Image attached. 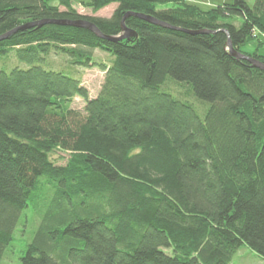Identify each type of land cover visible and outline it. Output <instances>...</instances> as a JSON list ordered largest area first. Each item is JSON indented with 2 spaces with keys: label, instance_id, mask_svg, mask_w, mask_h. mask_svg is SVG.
I'll use <instances>...</instances> for the list:
<instances>
[{
  "label": "trees",
  "instance_id": "obj_1",
  "mask_svg": "<svg viewBox=\"0 0 264 264\" xmlns=\"http://www.w3.org/2000/svg\"><path fill=\"white\" fill-rule=\"evenodd\" d=\"M71 2L0 0V35L86 20L117 37L126 13L168 27L128 16L135 35L124 40L46 24L0 41L1 54L29 65L0 70V261L29 206L39 223L20 264H229L243 245L264 259V72L232 57L224 33L264 63V0L80 3L93 14L116 4L108 18ZM95 49L112 59L97 62ZM51 55L72 73L104 72L98 95L50 69Z\"/></svg>",
  "mask_w": 264,
  "mask_h": 264
},
{
  "label": "rangeland",
  "instance_id": "obj_2",
  "mask_svg": "<svg viewBox=\"0 0 264 264\" xmlns=\"http://www.w3.org/2000/svg\"><path fill=\"white\" fill-rule=\"evenodd\" d=\"M88 0H72L71 4L74 9L79 14L85 15V16H96V17H104L108 18L111 16L113 10L115 9L116 4H111L102 10L98 11L97 13H92L91 10L83 8L81 6V2H86ZM190 3L192 0H185ZM197 5H199L202 9H209L212 7H215L217 5L221 4H231L233 0H198ZM248 4H252L253 0H247ZM50 3L53 5L57 4V0H50ZM176 6L174 3H168L164 5L157 6L158 9H166ZM63 10V8H60ZM256 44L254 42L248 43L244 45L241 48V51L243 53L251 54L255 51ZM93 56L97 62H103L106 61V58L109 57L112 59V56L104 51H100L98 49L93 50ZM258 54L264 56V46L258 49ZM107 56V57H106ZM64 58L59 55H51L48 57V63L50 64V68L54 71L61 72L67 76H70L74 79H77L80 81L81 85L84 86L89 93L90 98H94L98 95L100 87L103 83L104 79V72L99 70L97 67H78L74 69V72H70L71 67L66 66L67 64L63 63ZM19 67L26 69L29 67L28 64L19 62L13 57L12 52H9L7 54H1L0 53V70H10L11 68ZM56 67V68H54ZM167 82V81H166ZM165 82V83H166ZM175 84H180L176 81H171ZM167 82L166 84H168ZM182 85V84H180ZM170 89L167 90L164 86H162V89L165 91H169V93L181 100L186 101V99H183L182 97H179L177 94L181 93L184 94L187 92L184 88L172 85V83L169 85ZM188 103H190L194 109L197 111L199 115L202 114L203 111H200L198 108H201V106L198 104V100L194 97L192 99L191 96H187ZM196 100V101H195ZM200 103V102H199ZM198 107H197V106ZM204 107H207L208 104H204ZM84 107V103L79 98H74L71 102V108L73 109H79L82 110ZM65 155L63 153H58L54 157L57 159L58 164H63L65 161L61 160L60 157H64ZM39 223V217L35 215L32 208L29 206L26 208L22 214V219L16 226L14 233H13V241L8 246V248L5 250L3 257L1 258L0 264H20V257L25 249V246L30 243L32 240L34 231L36 230ZM229 264H264V259L258 256L253 250H251L247 245L241 246V248L236 252V254L233 256L231 262Z\"/></svg>",
  "mask_w": 264,
  "mask_h": 264
},
{
  "label": "water",
  "instance_id": "obj_3",
  "mask_svg": "<svg viewBox=\"0 0 264 264\" xmlns=\"http://www.w3.org/2000/svg\"><path fill=\"white\" fill-rule=\"evenodd\" d=\"M128 16H135V17H137L143 21H146L150 24H154L157 26L168 27L166 24H163V23L157 21L156 19H154L151 16H146V15H142V14L126 13L123 16V19L121 21L122 34L117 36V37H113V36L103 35L93 23L86 21V20H77V21L41 20V21H36V22L24 24L22 26H19V27L13 29V30H10L9 32H6V33L0 35V41L9 38L12 34L16 33L17 31L25 30V29H29V28H33V27H41V26L46 25V24H54V25H58V26H69V27L86 29V30L92 32L93 34H95L96 36H98L99 38H102V39L108 40V41L124 40V39H128V38L135 35L134 31L128 29L124 24V20ZM224 33L227 36V48H228L229 54L232 57L240 59V60H246L253 68H256V69L264 72V63L235 51L231 45V42L229 40V36H228L227 32L224 31Z\"/></svg>",
  "mask_w": 264,
  "mask_h": 264
},
{
  "label": "crops",
  "instance_id": "obj_4",
  "mask_svg": "<svg viewBox=\"0 0 264 264\" xmlns=\"http://www.w3.org/2000/svg\"><path fill=\"white\" fill-rule=\"evenodd\" d=\"M192 2H194V3H196L197 4V2H199L198 0H192Z\"/></svg>",
  "mask_w": 264,
  "mask_h": 264
}]
</instances>
